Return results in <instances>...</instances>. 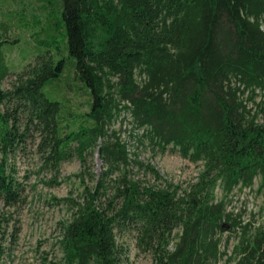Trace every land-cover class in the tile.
Listing matches in <instances>:
<instances>
[{"label":"trees","instance_id":"1","mask_svg":"<svg viewBox=\"0 0 264 264\" xmlns=\"http://www.w3.org/2000/svg\"><path fill=\"white\" fill-rule=\"evenodd\" d=\"M52 3L46 36L37 39L46 49L16 73L11 87L2 85L10 73L3 47L17 39L2 33V23L4 204L23 200L26 184L11 156L32 138L43 165L56 172L74 155L81 161L76 174L83 188L61 197L69 211L61 222L65 264H123L117 229L128 226L152 252L154 264H218L228 253L221 249L223 234L239 228L227 260L264 264V223L249 230L242 211L229 205L236 188L264 176V0ZM64 49L90 94L85 111L45 90L65 73ZM127 112L132 129H142L135 132L139 143L161 151L170 146L202 161L196 179L169 180L132 151L121 131ZM96 149L102 160L97 177L89 162ZM134 168L156 182L136 176ZM7 220L0 216V239ZM4 251L0 241V264Z\"/></svg>","mask_w":264,"mask_h":264},{"label":"rangeland","instance_id":"2","mask_svg":"<svg viewBox=\"0 0 264 264\" xmlns=\"http://www.w3.org/2000/svg\"><path fill=\"white\" fill-rule=\"evenodd\" d=\"M52 6V0H0V32L4 30L2 23H6V31L2 33L10 39H17L3 47L10 65V73L2 82L4 87H11L16 73L46 49L45 45L38 44L37 39L46 36ZM63 52L67 57L65 73L62 78L47 84L45 90L51 97L63 99L71 109L85 111L89 108L90 94L79 79L75 78L73 58L68 56L66 49ZM130 119L127 112L121 131L123 137L130 140L132 151H138L144 161L155 165L169 180L188 184L196 179L203 168L202 161L194 162L183 157L170 146L161 151L151 143H139L138 133L135 132L140 133L142 129L134 131ZM121 120L120 117L115 123L117 127H121ZM11 159L17 170L16 175L24 180L26 189L23 200L15 205L6 206L0 197V216L8 218V222L3 224V237L0 239L5 248L3 264H65L60 245L61 222L69 216V211L61 197L70 191L77 194L83 188L81 179L76 174L81 169L79 157L74 155L62 161L60 171L56 172L49 164L43 165L37 140L28 138L25 144L16 149ZM89 162L90 171L97 177L102 165L97 149L89 156ZM134 173L145 181L156 182L150 173L143 170L138 172L134 168ZM88 181L93 183V179L88 178ZM218 194L221 195L220 190ZM229 197L230 208L242 211L243 222L250 223L249 230L253 231L264 223L263 175L259 174L255 178L253 186L236 188ZM240 231L241 228L223 234L221 249L228 253L220 258L218 264H233L227 257L238 242ZM117 240L123 264H154L152 252L140 246L133 226L117 229Z\"/></svg>","mask_w":264,"mask_h":264}]
</instances>
